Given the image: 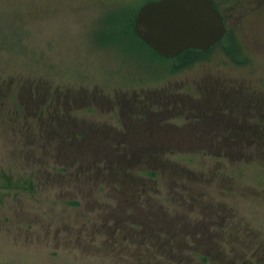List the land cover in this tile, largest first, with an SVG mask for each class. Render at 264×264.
<instances>
[{"label": "rangeland", "instance_id": "374dc122", "mask_svg": "<svg viewBox=\"0 0 264 264\" xmlns=\"http://www.w3.org/2000/svg\"><path fill=\"white\" fill-rule=\"evenodd\" d=\"M146 1L0 0V264H179L161 253L154 235L124 233L126 222L139 225L149 216L193 224L186 241L192 250L181 256L185 264H219L220 251L236 264H264V153L165 152L157 154V164L132 155L111 172L97 152L92 168L76 169L86 161V149L49 138L58 128L34 113V99L27 103L26 93L68 94L61 120L122 130L119 107L115 114L108 108L124 92L162 91L224 75L264 94V0H250L262 8L260 16L228 17L233 36L221 49L192 58L162 57L135 34V17ZM187 59L195 60L185 65ZM152 110L167 115L166 107ZM76 145L79 160L68 154ZM152 171L156 175L149 177ZM202 239L211 245L195 244ZM218 246L223 254L212 249Z\"/></svg>", "mask_w": 264, "mask_h": 264}, {"label": "flooded vegetation", "instance_id": "af4514ba", "mask_svg": "<svg viewBox=\"0 0 264 264\" xmlns=\"http://www.w3.org/2000/svg\"><path fill=\"white\" fill-rule=\"evenodd\" d=\"M149 1L155 0H147L146 2ZM211 2L222 17L225 26L224 36L207 50H188L209 52L214 48L221 49L224 40L233 36L228 29V17H232L234 13L248 18L252 15H261L259 11L262 8L254 7L255 3L250 0H211ZM244 11L245 13L242 14ZM222 53L233 61H237L226 51ZM239 62L237 61V63ZM255 87L257 88V85ZM255 87L245 84V82L239 84L228 82L222 75L216 80L205 77L199 83L175 84L167 87L166 90H157L158 92L146 91L145 93L142 89L139 92L132 90L129 94L127 92L121 93L118 99L116 93V105L108 109L115 114L116 109L114 107H119V113L122 117V130L112 128L100 130L95 127L84 129L78 127L77 123L72 120H61V114H64L70 106L67 100L68 94H64V99H60V95L53 97L48 92L40 93L37 91L33 94L26 93V95L29 98L27 103H31L30 100L34 99L33 105L31 104V107L36 109L34 113L40 114L39 117H47L52 122L53 127L58 128L51 130L49 138L54 140L66 139L69 141V146L73 147L74 144L79 143L83 149H86V161H78L75 166L76 169L92 168L91 159L98 152L106 160L107 170H118L126 162L125 155H135L136 157L142 153L157 155L165 152L189 153L199 150L206 152L223 151L228 155L250 151L264 153V94L259 92L257 95L256 92L260 89L256 90ZM92 99L94 100L93 97L90 100ZM71 103H76L75 98L71 100ZM158 106L166 107L167 115H163L164 112L157 113L152 110L153 107ZM52 108L54 109L53 113L50 112ZM154 117L156 118L153 119ZM160 117L165 118V121L158 120ZM166 118L169 122L166 121ZM176 120L182 122L172 123ZM154 133L157 135L154 136ZM142 135L143 138L148 139L146 141L148 146L143 145L142 138H140ZM172 137L175 138V141ZM188 137L221 140L230 138L232 141L231 143L225 141L220 143L206 142L205 144L189 143ZM149 139L153 141L160 139V141L149 142ZM80 146L76 145L75 151L68 153L70 158L76 156L78 159L79 153L82 152H76L78 150L76 148H81ZM62 147L66 148V145ZM117 151L119 156L112 158L111 153ZM136 206L140 207L138 203ZM223 214L222 211L217 212L220 219L224 217ZM156 218L158 217H154L155 224H166L171 233L175 232L176 225L190 229L193 227L192 223L185 224L175 221L173 225V220L168 222L164 218ZM193 230L195 229L193 228ZM195 244L211 245L204 239ZM230 246L227 244V247ZM215 249L223 248L218 246ZM230 249L232 248L230 247Z\"/></svg>", "mask_w": 264, "mask_h": 264}, {"label": "water", "instance_id": "95a60500", "mask_svg": "<svg viewBox=\"0 0 264 264\" xmlns=\"http://www.w3.org/2000/svg\"><path fill=\"white\" fill-rule=\"evenodd\" d=\"M133 31L158 55L173 58L186 49H209L225 26L211 0H155L139 8Z\"/></svg>", "mask_w": 264, "mask_h": 264}, {"label": "trees", "instance_id": "16d2710c", "mask_svg": "<svg viewBox=\"0 0 264 264\" xmlns=\"http://www.w3.org/2000/svg\"><path fill=\"white\" fill-rule=\"evenodd\" d=\"M227 39H230V38H227ZM238 52L240 53V51H238ZM197 53L198 54H201V53H206L207 54L208 52L207 51H205V52H202V51H194V50H188V49H186L184 52H182L177 57L180 58V57H186L188 55H191V58H192V56H194ZM193 60H195V59H191V60L190 59H187L185 65L189 64ZM115 154L119 156L118 151L115 152V153H111L110 156L112 158H117L118 156L115 157L114 156ZM140 155L147 156V158L150 160L149 163H151V164H157L156 163V156H157L156 154H152L151 155V154H143L142 153ZM128 156L129 155H125V157H126L125 160L126 161L128 159ZM159 164L160 163H158V165ZM108 171H111L112 172V170H108ZM152 176H155L154 171L151 172V174H150L149 177H152ZM118 181L119 180H115L114 182H118ZM116 188H117V186H116ZM144 191H146V189H144ZM138 196H140L141 198L144 197L143 189H141V187L139 188V194H138ZM146 200H147V198L144 199L145 202H146ZM142 206H140V208ZM127 211H128V213H130V210L127 209ZM128 224H131L132 226L129 227V226H127ZM125 225L126 226L124 228V233H128L129 235L135 234V233H138V232H139L138 235H146V234L154 235L155 238H156V240L159 243V248L158 249L161 251V253L162 252H165V254H163V253L162 254L164 256L167 255V258H170L171 257L173 260H175V263H178L179 262V264H185L184 263L185 261L186 262H189L187 260V258H184V257L181 258V256H183L184 253H186V251L192 250L190 248V246L187 245V242H186L189 239V237H190V233H188V229H190V228H182L181 225H176L175 226V232L173 231L174 232V234H173V232L171 233L168 230V228L166 229L163 225H161V223L155 224V220H154V217L153 216L145 217L144 219H142L140 221V224L139 225L138 224H134V223H129V222H126ZM131 227H133V229ZM190 231L192 232L193 231V228ZM175 235H177V236H175ZM160 238H162V239H160ZM197 238H199V236L196 237V241H199L200 239H197ZM207 246H209V245H207ZM205 248L206 249H209V250L211 249V248H208V247H205ZM212 249L215 250V248H212ZM217 250H221V249H217ZM223 251L224 250L222 249V254H223ZM219 253H220L219 254L220 256L217 255V257H218L217 258V261L219 262V264H223V262L220 261V259H222L225 262L224 264H236V263H234V259L233 260H229V261L228 260H225V259H223V256L221 257V251ZM198 258H200L202 262H207V258L205 256H202V257L200 256ZM262 259H264V258H262ZM181 261H183V262H181ZM236 261L237 262H240V264H248V263H243L244 262V259H240V261H238V260H236ZM251 262H252V264H254L253 263L254 261L251 260ZM172 263H173V261H172ZM256 263L257 264H263L261 260L260 261H257ZM158 264H161V263H158ZM213 264H218V263H213Z\"/></svg>", "mask_w": 264, "mask_h": 264}]
</instances>
